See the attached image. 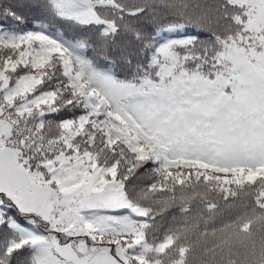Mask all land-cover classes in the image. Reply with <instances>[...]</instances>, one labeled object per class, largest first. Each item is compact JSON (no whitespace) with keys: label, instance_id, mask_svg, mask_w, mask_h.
Instances as JSON below:
<instances>
[{"label":"snow or ice","instance_id":"6c2138e0","mask_svg":"<svg viewBox=\"0 0 264 264\" xmlns=\"http://www.w3.org/2000/svg\"><path fill=\"white\" fill-rule=\"evenodd\" d=\"M17 7L0 264H264V0H25L31 26Z\"/></svg>","mask_w":264,"mask_h":264},{"label":"trees","instance_id":"16d2710c","mask_svg":"<svg viewBox=\"0 0 264 264\" xmlns=\"http://www.w3.org/2000/svg\"><path fill=\"white\" fill-rule=\"evenodd\" d=\"M25 0H0V8H2L5 5H12V6H18L17 10L25 16V19L29 26L33 24V18L38 15L35 11L29 10L27 8L23 7ZM157 12L160 13L162 16H167V10L163 7H160L157 9ZM3 16H0V20H3ZM6 23L8 24H14V22L9 18ZM130 41V37H122L118 39L117 45L114 46L110 50V56L114 58L117 61V65L122 66L123 65V52L121 46L124 44H127ZM132 47H135L134 44L131 45ZM99 54V48L97 47L96 51L91 53L93 56H97L98 62L104 63L103 56L98 55Z\"/></svg>","mask_w":264,"mask_h":264}]
</instances>
